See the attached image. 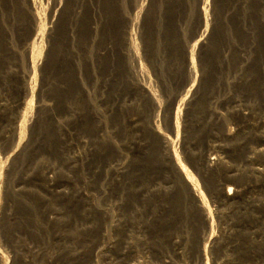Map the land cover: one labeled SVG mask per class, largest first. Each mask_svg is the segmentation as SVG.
<instances>
[{"label":"rangeland","instance_id":"1","mask_svg":"<svg viewBox=\"0 0 264 264\" xmlns=\"http://www.w3.org/2000/svg\"><path fill=\"white\" fill-rule=\"evenodd\" d=\"M56 1L57 8L55 0H36L37 12L52 34L38 43L41 50L48 48V64L38 70L33 82L27 75L28 60L39 47L34 44L39 32L36 12L29 0H0L1 163L7 162L8 154L20 143L15 128L25 115L26 119L35 116L32 128L25 131L24 149L10 161L11 168L4 175L7 185L0 184V216H4L0 252L10 264H48L52 259L68 264L62 261L64 254L80 246L78 251L83 257L79 259L84 264H119L126 232L110 230L97 205L108 209L106 204L122 197L128 203L126 218H151L152 225L142 235L155 248V253L146 255L141 244L134 255L125 258L127 264H264V157L246 162L252 156L250 150L259 152L264 148V128L240 117L238 109L215 105L219 97L227 94L244 104L251 94L258 98L264 94V0L209 1L207 22L214 37L200 53H195L197 77L193 79L186 70L187 52L200 24H207L200 18V0H148L141 28H134L142 63L162 104L157 124L164 136L174 140L172 150L178 151L182 164L198 179L211 209L214 220L207 232L182 187L174 158L170 159L161 136L152 134L149 128L150 107L140 95L136 99L141 101V107L136 103V107H129L133 101L130 94L122 97L124 108L116 110L113 118L117 131L112 130L110 138L129 158L125 175L114 176L109 170L108 162L115 160L109 143L98 138L94 143L90 140L94 126L90 96L98 85L94 73L101 77L106 68L99 65L97 58L101 55L105 66L114 63L115 70L122 73L120 51L124 49L126 16H135L134 0ZM109 50L114 57L108 56ZM108 70L110 67L105 69L107 75ZM112 77L115 81L108 97L126 93L129 87L121 77L115 73ZM195 78L201 91L192 107H183V133L178 136L174 120L167 121L164 110L171 98L186 93ZM30 82L37 88L33 96L24 90ZM28 102L35 107L34 112L27 111ZM180 105L179 99L175 112ZM132 117L140 119L136 126L129 124ZM109 133L108 130V136ZM228 134L235 139H227ZM83 140L87 144H78ZM129 145L134 149L130 151ZM74 153L83 159L78 166L72 163ZM208 158H220L227 165L223 170L221 165L211 166L220 172L217 189L228 185L244 192L252 187L240 204L220 207L217 196L205 188L199 164ZM50 171L53 173L46 176ZM252 171L256 176L251 175ZM235 175L244 177L239 181ZM46 177L53 178L54 184L67 194L62 196L59 189L47 190ZM104 185L109 188V197L102 201L99 191ZM77 189L85 196L77 197ZM147 189L149 194L143 196L142 191ZM135 228L137 234L139 227Z\"/></svg>","mask_w":264,"mask_h":264},{"label":"bare ground","instance_id":"2","mask_svg":"<svg viewBox=\"0 0 264 264\" xmlns=\"http://www.w3.org/2000/svg\"><path fill=\"white\" fill-rule=\"evenodd\" d=\"M147 1L148 0H134L133 5H132V11L135 13V16L133 18H130V17H127L126 16V26H127V29L124 32V37H123L124 38V40H123L124 41V46H123L124 49L122 51H120V57H121L120 62H121V66H122L121 67V69H122L121 72L122 73H119V69H117L118 71H116L115 70L114 63H112L109 66L110 67V70H108V71H110V74H108V75L105 74V69L106 68H109V67L105 66V63H103L104 59H103V57L100 58L101 55L99 56V58H97L98 59V63L100 62L99 65H101L102 67L104 66L106 68L104 69L101 77L98 74H96V72L94 73V78H95V80H97L98 85L96 87H93V88H95L94 89V94L92 96H90L91 97V101H92L91 102V104H92L91 106L93 108L92 109L93 110L92 111L93 114H92V117H91V119H92L91 121L93 122V125H94L93 128H92V133H91L92 139H90V140H92V142L94 143L95 138L96 139L98 138L99 140L103 141L104 143H107V144L109 143L108 146L111 148L112 153L115 155L114 156L115 160L112 159L111 161L108 162V164H109L108 166L110 168L109 170L110 171H113V175L114 176H118V175H122V174L125 175L128 172V170H129V158H128V156L126 154L123 153V150H121L119 147H117L116 145H114V143H113L114 140H112V138H110V135L112 134V130H116L115 127L117 126V125H115L116 123H115V121H114L113 118H115L114 114H115V111L116 110H121V108H124V105L125 104L123 105L122 97H125L126 95L130 94L128 96H129L130 99H133V101L130 100L129 107L130 108L133 107V106L136 107V105H134V103H136L138 107H141V103H140L141 101H138L136 99L137 96L140 95L143 98V100H145L146 103L148 104V106L150 107V110L148 109L149 110L148 111V118H149V120H148L149 121V124L148 125H149V128H150L152 134H154V135L155 134H158V136H161L162 142L164 144H166V148L169 151V157H170V159L173 160V158H174V163L176 162L175 163V166L176 167H174V168H178V172H180V179H182V182H183L182 187L185 190V192H187L188 197L194 203V206L196 208L197 214L199 213L200 217L202 218L204 232L205 231L207 232L208 229H211L209 227L211 225L212 220H214V219H213V215H212L211 209L209 208L208 202H207V200L205 198V195L203 194L204 192H203V190H202V188L200 186V183L198 182V179H196V177L191 172H189V170L182 164V162H181V160L179 158L180 155L178 154V151L176 149H174V148L172 150L171 146H172V144H174V140L171 139V138H169V137H167V136H164L161 133V131H160V126H158L159 123L157 124V122L159 120V117H160L161 110H162V104L160 102V99H158V96H157V94L155 92V89H154V87L152 85V78L148 74L147 67H145L144 64L142 63L141 54L139 52V48H138L137 43H136L137 41L135 39V36L136 35L134 34V28H136V30H140V28H141V22L143 21V18L147 15L146 14V12H147V8H146ZM209 1L210 0H200V2H199L200 3V8H199L200 18L202 19V22L203 21H206L207 24L205 23L206 25H204V26H203V23L200 24V26L198 27V31L196 32V36L194 38L195 40H194V43L192 45V48L190 49V51L188 50V52H187L188 53L187 54L188 57H187V67H186V70H187L188 76L191 79H193L194 77H197V75H196L197 72H196V67H195V61H194L195 53H200L210 43V41H212V39L214 37V34L209 29L208 22H207L208 21V18H209V15H210L209 14L210 13V10H209V6L210 5L208 6V4H210ZM29 2H30L31 9L36 12L35 24L38 25L37 28L39 27V32L36 33L35 40H34V44H38L40 41H43L45 38H50L51 37L52 29L51 28H46V26L43 24L42 19L39 16V13L37 12L36 0H29ZM213 4H214V0H213ZM57 6H58V4H57V1L55 0L54 7L57 8ZM211 11H214L215 12V9L214 8H211ZM124 16H125V14H124ZM105 44H106V42H105ZM38 46H39L38 48H35V50L32 51V54H31V56H30V58L28 60V75H27V78H30V80H32L33 82L37 79V72H38V70L41 69L43 66H45V65L48 64V48L46 50H41V45L38 44ZM104 51H106V50H104ZM108 54H109L108 56H110V58L111 57H114L113 56V52H111L110 50L108 51ZM41 56H45V57L42 58ZM90 58H91V56H90ZM38 59L40 61H38ZM41 62H43V63H41ZM25 63L27 64V62H25ZM92 64H94V61H92ZM146 64H148V63H146ZM94 66H95V64H94ZM25 70H26V68H25ZM113 72L119 78L121 77V79L126 83V86H128L129 88L127 89L128 91L126 93H120L121 96L115 95L114 98H110V97H108V93H110L112 91L111 90L112 89L111 84L115 81L113 79V77H112V76H114V73ZM118 73H119V75H118ZM24 74H26V73H24ZM197 81H198L197 78H195L194 84L191 85L188 88V90L186 91V93L184 95L181 93V94H179V95L174 96L173 98H171L168 101V104L166 106V109L164 110V113H166V115H167V118H165V119H167V121H169L170 123H173V120H174V123L176 125V129H177V132L176 133H177L178 136H180L183 133V132L181 133L182 130L180 129V127H181L180 126V123H181V118H182L181 115H182V109H183V107L186 110L189 109L190 107H192L195 104L194 101H195L197 95L201 91L200 85L196 84ZM235 82H237V81H235ZM231 84H233V83H231ZM24 87H25L24 90L26 91V93L28 95L30 94L32 96H33V94L37 90L36 85L33 86V84L31 82L30 83H26V85ZM231 87H233V86H231ZM118 91H120V90H118ZM122 94H123V96H122ZM235 98L233 97V95H229V94L224 95V97H221V98L219 97L218 98V100L215 102V105L216 106L218 105L220 107H232L233 109H238V114L240 115V117H242L243 119L252 120L253 123H254V126H256L258 128H264V94L260 98H258L257 96L251 94V96H249V101H248L247 104L246 103L244 104V102H242L241 100L235 99ZM179 99L182 102V105H180L177 108L176 112H175V105L177 104V102L179 101ZM144 106H146V104H144ZM2 107H3V105H2ZM26 107H27V111L28 112H30V110H32V112L35 111L34 110L35 107H33V104L31 102H28V104H26ZM27 117L28 116L25 115L24 120L22 119L23 121L21 122V124L18 127H16L15 130H14L15 131L14 134H15V136L18 135V138H19L20 143L17 146H14V148L11 151V153L8 154L9 155L8 156V159H6L7 162L1 163V161H0V184H2V185H5L6 184L5 183V180H4V175L11 168L10 165H9L10 161H12L16 157H18V155H20L21 151L24 149V146H23L24 144L22 142H23V139H24L25 134H26L25 131H27L26 129L27 128H30L31 129L32 126H33V124H34V118H35V116L32 115L31 117H29V119H26ZM110 118H111V122H110ZM127 121H128V119H127ZM139 121H140V119H135V117L134 118L132 117L129 120V124L136 126L139 123ZM144 126H146V125H144ZM108 130L110 131L109 136L107 134L108 133ZM129 130H131V129H129ZM113 133H114V131H113ZM177 135H176V137L178 138ZM229 137H230L229 134L226 135V138L227 139ZM230 138H234L235 139V137H230ZM262 142H264V140H262ZM78 144H87V143L84 142V140H83V141H81ZM130 144H131V142H130ZM129 146H128V148H130V151H131V149H134V147L132 148L131 146L130 147ZM243 146H246V145H243ZM243 146H241V147H243ZM135 149H136V147H135ZM245 153H247V152H245ZM250 153L252 154V156L251 157H248V160L246 161L247 163H252L253 160L251 162V159H253V158H256V157H264V148L261 149L259 152H256L254 149H252V150H250ZM246 156H247V154H246ZM82 160H83L82 157H80L79 155H76V153H74V155L72 157V163H73L74 166H78V163L79 162H82ZM224 163L225 162L223 160H221L220 158H218V159H216V158H208L206 163H204V164H201L200 163L199 164V167H200L199 169H201V171L203 173V182H204L205 188H208L209 192L212 191L211 194H213V196H214V194L217 196V198L219 200L218 201L219 202V205H220V207H223V208L226 205H229V204H231V205H234L235 203L238 204L240 202V200L242 201V199L245 198V195H248V194H245V193H247V190L249 188L250 189L252 188V187L248 186L249 188L247 187L248 189L245 190L242 187V189L245 190L244 192H243V190L242 191L241 190L240 191H236L237 187L234 190L232 187H228V185L226 183L227 187H224L222 189H220V187H218L220 190H222V192L219 191V189H217L216 182L217 181L219 182V178L220 177H218V176H220V172L213 171V169H211V166H213V165L220 166L221 165L220 168L223 170L227 166ZM227 171H229V170H227ZM231 171H230V173H233ZM50 173H53V172L52 171L47 172V175L46 176H49L48 174H50ZM255 173H256L255 171H252L251 172V175L252 174L255 175ZM234 177H236V175ZM243 177H244V175L241 176V177H236L235 179H237V180L240 181V180H242ZM262 178L264 179V177H262ZM45 179L49 183V188H47V190L51 191V190H57V189H59L58 190L59 191L58 193L63 194L62 196H64V195L67 194L66 191L64 189H62V187L56 186L54 184L53 178L46 177ZM182 182H181V184H182ZM259 182L260 181H258V186H256V184H255L256 187H259ZM262 182H261L262 183L261 188H263V190H264V180ZM2 185H1V187L3 188L4 186H2ZM4 189H5V187H4ZM108 189L109 188L106 185L100 187L99 194L104 199L103 200L101 198L102 201H105V200L108 199L107 198V197H109L108 196L109 195L108 194L109 193V190ZM97 190H99V189H97ZM148 190L149 189H147L146 191H142L141 194L143 196L148 195L149 194V191H150V190L149 191ZM260 190H259V192H260ZM77 194H78L77 197H79V198H80V196L81 197L82 196H85V193L82 192L80 189L79 190L77 189ZM1 197H3V196H1ZM105 204H106V202H105ZM106 205L109 207L108 209H106V208L104 209L103 207L101 208L102 205L100 203H98L97 206L99 207L98 210L100 212H102L103 214H105L106 219H107L108 226H110L109 228H111L110 230L113 229L112 231H114L115 233L121 231L123 234H125V232H126V235H124L123 238H122V242L125 244L124 245L125 247L123 246L124 250L121 251L120 256H119L120 257L119 258L120 259L119 262L121 261L120 262L121 264H127L124 261L125 258L128 257V256H131V255H134L137 252V249L139 248L138 246H140L141 244L144 247L142 250H144V253L146 255L147 254H151V253L152 254L155 253V248H153V246H150V243L148 241L149 239L145 238L144 237L145 235H142V234H145L146 229H148L150 227V225H152V223H151L152 220H151L150 217H147L146 216L147 217L146 219H141V218H137V217L136 218H131V217L128 218L129 216H127V218H126L125 211L128 208V203H126V201L122 197L120 199L116 200L115 202H113L111 204H106ZM221 211H222L221 213H223V210H221ZM221 213H220V215H221ZM224 213H225V211H224ZM224 217H225V215L223 214L220 218L223 219ZM258 221H259V218H258ZM3 225H4V216L2 214L0 216V235L2 233ZM135 226H138L139 227V231H136L137 234H134L135 232H134V229L133 228H135ZM256 227H258V226H256ZM135 230H136V228H135ZM212 236H214V235L212 234ZM204 239H205V237H204ZM205 241H208V239L205 240ZM213 242H214V240H213ZM121 244L122 243H120V245ZM211 244L213 245V243H210V245ZM79 245H80V243H79ZM214 245H215V242H214ZM112 246H114V243H113ZM175 246H176V244H175ZM79 249H80V246L79 247L73 246V247H71V249L68 250V252H66L64 250L66 252V254H64L65 256L63 257V259L61 258L62 261L69 262L68 264H84L82 262V260L79 259L80 257H83L82 256V253L78 251ZM82 249H83L82 251H84V248H82ZM106 249H105L104 252H107ZM64 251H62V252L65 253ZM112 254L113 253H111V255ZM87 255H89V254H87ZM52 256L56 257L55 255H52ZM61 257H62V255H61ZM8 259L9 258L6 257V255H4L2 252H0V264H10V261ZM48 264H63V262H60V259H57V260H53L52 259L50 262H48Z\"/></svg>","mask_w":264,"mask_h":264}]
</instances>
